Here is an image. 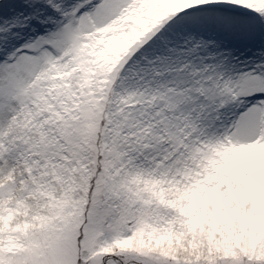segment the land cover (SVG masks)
I'll return each mask as SVG.
<instances>
[{
	"label": "snow or ice",
	"instance_id": "snow-or-ice-1",
	"mask_svg": "<svg viewBox=\"0 0 264 264\" xmlns=\"http://www.w3.org/2000/svg\"><path fill=\"white\" fill-rule=\"evenodd\" d=\"M0 264H264V0H0Z\"/></svg>",
	"mask_w": 264,
	"mask_h": 264
}]
</instances>
